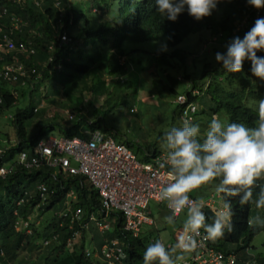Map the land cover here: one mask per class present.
I'll use <instances>...</instances> for the list:
<instances>
[{"label":"trees","instance_id":"1","mask_svg":"<svg viewBox=\"0 0 264 264\" xmlns=\"http://www.w3.org/2000/svg\"><path fill=\"white\" fill-rule=\"evenodd\" d=\"M38 1L39 6L36 3ZM236 1L240 6L237 7L231 2L228 12L221 17H218L216 11L222 2L209 15L215 17L214 19L207 16L197 21L185 11L179 14L175 21H169L154 11L153 0H0V12L8 10L6 15L0 17V43L8 37L17 47L32 43L36 49V54L29 59L18 51L6 54L3 60H0V67L11 64L14 58H19L27 67L36 70V75L27 81L26 86L34 87L33 85L45 80L48 83L53 80L58 94L67 89L68 85H74L80 80L85 81L93 75L99 82L96 84L97 80L94 82L93 79L94 86L91 90L101 93V96L106 95L109 86L117 84L113 81V84L107 87V78H124L131 75V111L138 118H141L139 106L147 108L152 114L160 112L163 117L167 114V107H174L173 118L182 117L184 107L175 101L180 96H186L188 103H194L198 107L192 123L200 125L197 120L199 113L207 118L215 116L219 119L226 114L229 122L237 121L253 126L257 119L256 105L258 100L264 97V83L258 82V78L252 76L250 61L246 60L241 72L236 74L222 69L216 70L209 81L199 85L192 73L195 66L189 61V53L179 49L185 39L203 27L210 33L213 46L216 47L224 36L223 33L233 35L237 27V35L242 38L255 20L264 16V8L256 9L247 5L246 0ZM246 18L248 25L240 27ZM237 21L239 25H236ZM16 25L19 28H16ZM63 32H66L71 40L61 45L59 38ZM138 43H165L167 50L144 51L134 47ZM134 55L139 56V61L136 63L137 68L131 70L129 59ZM257 55H264V51H258ZM125 58L128 61H125ZM145 62L152 68L149 72L154 77L151 91L145 90V84L141 85V77L135 72L141 69L138 66ZM157 71H161L164 78L159 77ZM180 72L184 74L180 75ZM38 76L41 78L36 79ZM132 78L135 79L134 82ZM182 82L189 83L187 90L183 92L179 90ZM12 85H15L14 89L0 76V116L16 108L11 123L17 137L14 144L10 142L13 144L12 148L1 163L5 167L14 166V169L5 178L0 177V264H14L19 250L35 248L33 240L41 236L32 223L34 211L38 208L50 212L62 204L61 210H66L68 206H64V202L69 200L68 194L74 191L77 202L72 203L70 216L80 208L84 210L85 218L92 213L100 216L102 210V201L97 191L86 179L63 176L50 168L28 171L16 164L15 156L24 151L32 153L34 147L44 140L45 131L52 133L58 129L65 137L71 138L84 137L85 131H102L114 137V131L108 128L104 118L90 122L82 113L74 124L56 122L57 116L54 120L38 124L39 129L34 133L30 132L33 117L38 109L33 107L23 110L18 107L19 99L15 91L25 86L21 83ZM134 85L137 86L135 89ZM65 91L72 92L68 89ZM120 91L121 95L125 94L121 87ZM155 95L159 96V102H146ZM202 97L205 101L201 110L198 98ZM134 107L137 110H134ZM161 137L162 134L153 143L137 142L131 138L120 139L118 143L126 145L137 156L141 154V161L150 163L163 153L160 147ZM260 183H264V179ZM42 184L48 187V197L45 201L36 193L38 186ZM258 190V187H253V198ZM229 199L232 201L233 229L226 230L224 235L213 240L211 245L227 255L236 254V264H246L250 243L264 230V227H253L249 221L254 218L255 211L264 216V209H257L254 202L240 205L239 196ZM60 213L53 217L50 228L40 237V247H43L44 240L58 235V242H54L49 248L55 252L59 249L60 253H63L68 248V241L74 232L82 228L78 224L71 229L70 218H60ZM112 216L119 217V220L115 233H108L107 236H117L125 240L128 264H143V253L147 247L145 241L132 238L123 231L120 214L113 213ZM214 216L213 212L207 211L206 222L210 223ZM22 221H30L31 234L25 230L17 231L16 226ZM83 233L85 235L86 232L83 230ZM84 240L83 238L79 244H75L73 251L66 255H57L53 264H104L102 260L87 257ZM45 264L52 263L47 259Z\"/></svg>","mask_w":264,"mask_h":264},{"label":"clouds","instance_id":"2","mask_svg":"<svg viewBox=\"0 0 264 264\" xmlns=\"http://www.w3.org/2000/svg\"><path fill=\"white\" fill-rule=\"evenodd\" d=\"M221 2L153 0L154 11L169 21H175L185 11L199 21L211 15ZM246 3L256 9L264 8V0ZM161 50L166 51L167 44ZM258 51H264V16L257 18L242 38L238 35L231 38L224 52L215 53V61L228 73L241 72L243 63L250 61L252 76L264 83V55L258 56ZM256 114L253 126L224 122L213 116L203 131L198 123L185 119L162 135L160 143L165 155L160 167L167 168L169 182L160 188L158 197L170 210L165 218L168 224H173L185 210L186 218L177 243L172 247H166L160 239L149 243L143 253V264H177L184 253L195 247L201 229L210 240L231 231L233 210L229 197L239 196L240 205L254 202L257 209H264V183H260L264 179V97L258 100ZM210 182H214L222 210L209 223L202 211L203 202L190 199L189 194ZM254 186L259 190L253 198ZM249 224L264 227V217L257 215Z\"/></svg>","mask_w":264,"mask_h":264},{"label":"built area","instance_id":"3","mask_svg":"<svg viewBox=\"0 0 264 264\" xmlns=\"http://www.w3.org/2000/svg\"><path fill=\"white\" fill-rule=\"evenodd\" d=\"M36 3L38 6L40 5L39 1ZM7 13L8 10L4 9V12H0V17ZM14 21L17 20L14 19ZM15 27L19 28L18 25ZM59 39L61 45L71 40L66 32H63ZM15 51L25 55L26 59L36 54L32 43L21 44L17 47L14 41L7 37L0 43V60H3L6 54ZM35 75L36 70L33 67H27L19 58H14L11 64L0 67V76L9 84L21 83L22 86H26L27 81L34 78ZM35 78L40 79L41 77ZM175 103L184 107L182 120L187 119L193 122L194 115L198 111L197 105L188 103L186 96L178 97ZM66 114L70 120H74V113L67 111ZM84 135V137L72 138L49 137L41 140L34 147L32 153L25 151L19 153L16 164L28 171L50 168L63 176L84 178L97 191L102 201L101 215L104 218L100 219L93 213L85 218L82 208L76 210L71 216L70 208L60 213V218H70L71 229L78 224L82 228V230L74 232L73 237L68 241V247L74 245L89 224H94L102 234L111 231L112 225L110 221H107V218L111 217L113 213L121 215L125 233L135 239L141 238L144 226H155V221L151 216L152 212L149 209L151 202L165 206L170 212L166 203L158 197L160 188L169 182L167 168L160 167V163L164 159V152L156 156L152 162L147 163L141 161L131 149L118 143L111 135L102 131H85ZM11 148V145L0 147V177L2 178H5L14 169V166L1 165L2 159L6 157ZM195 191L189 194L190 199L198 201L193 197ZM36 193L45 201L48 197V187L45 184L39 185ZM76 196V193L71 191L67 197L75 199ZM198 202H203V207L212 209V212L216 213L214 202L212 203L211 200ZM181 213L175 219H178ZM30 221L18 223L17 231L25 230L30 233ZM201 232L202 235L195 238V247L187 252L190 255L189 258H182L177 261V264H236L238 262L236 254L227 255L218 251L211 245L213 240L205 238L203 229ZM181 235L182 232L177 241ZM58 240V235H53L43 241V247L48 248ZM125 244L123 238L115 236L106 239L97 252L86 250V255L88 258L99 257L104 264H128ZM166 247H172V245H166ZM247 257L249 259L246 264H257L256 258L249 253V250Z\"/></svg>","mask_w":264,"mask_h":264},{"label":"rangeland","instance_id":"4","mask_svg":"<svg viewBox=\"0 0 264 264\" xmlns=\"http://www.w3.org/2000/svg\"><path fill=\"white\" fill-rule=\"evenodd\" d=\"M231 2L234 3L237 7L240 6L236 0H222V5H219L221 6V9L218 8L216 11L218 17H221L228 12ZM209 18L214 19L215 17L209 16ZM206 20L209 19L206 18ZM242 24L247 26L248 19H244V22ZM236 25H239V21L236 22ZM238 29L239 28L237 27L236 31L233 32V35H230V33H223L224 36L218 41L217 47L213 46L210 33L208 34L205 27L200 28L199 32L189 36L187 39H185L182 45H180L179 49L186 51L190 55L189 61H191V63H193L195 66L192 73L194 75V79L197 80L199 85H203L204 81H209L211 77L214 76L215 71L221 69L220 65L215 61V53L217 51H225L226 43L231 38L237 36V31H239ZM163 44L165 43H138L135 44L134 47L144 51H153L156 49H161ZM207 44L212 45L213 47H208ZM129 60L131 61L129 62V68L131 70L137 68L136 63L139 61V56L134 55ZM125 61L128 60H126L125 58ZM142 64L143 65L138 66V68L143 69V71L141 72V69H138V71L136 70L135 72L140 75L142 80L140 82L141 85L145 84V90L151 91V85L153 84L154 77L149 71L152 68L149 67L147 62ZM157 73L159 77L164 78V74H162L161 71H157ZM181 73L184 74L183 72H180V75ZM204 76L205 78H203ZM181 77L182 76H180V78ZM93 79L94 82L97 80L96 84H98L99 79L94 78V76L92 75L85 81L80 80L77 81L74 85H68L67 89L72 91L71 93L66 92L65 90L67 89H65L60 94H58L53 80H51L50 83L45 80L40 84L33 85L35 88L28 85L23 87L19 91H15V94L19 99L18 107L22 108L23 110H29L33 107L38 109V112H36V115L33 117L34 121L29 131L34 133L39 129V127H37L38 124L41 125L47 120H54V118H56L57 116L58 117L56 118V122L61 121L63 124L64 122H70V124H74L78 120V115L82 113L88 118V120H90V122H93L95 119L104 118L108 128L114 131V138L117 142L120 139L131 138L133 140H136L137 142L153 143L161 134L163 135L171 127L179 125L183 121L181 117H177L175 119L173 118L174 112L172 109H174V107H167V112H165V114H167L164 117L162 116V114H160V112H156V114L153 113V115L151 111H147V108L140 106L139 117L141 118H138L135 114H132V102L130 95L131 88H129L131 75H127L124 78H107V87L113 81H115L117 84H115L114 86L110 85L109 92L106 93V95L104 94L102 96L100 95V92V94H98L94 93V90H91L94 86ZM132 80L134 82L135 79L132 78ZM118 83H120V86L118 85ZM139 85L140 83H138V87ZM188 85V82H182L179 85V90L182 92L187 90ZM120 87L125 93L124 95H121ZM133 87L135 89L137 86L134 85ZM10 88L14 89L15 85L11 84ZM157 100L159 102V96L155 95L153 98L147 99L146 102L157 103ZM163 101L165 103L167 102V100ZM204 101L205 100L203 99V97L198 98V104L201 110ZM134 110H137L136 107H134ZM67 111L75 113L74 120H70L68 118L69 116L66 114ZM15 113L16 108L12 109L10 113H6L3 116H0V147L11 145L10 142L14 143L17 140L15 130L12 127L11 123V120L13 119ZM224 115H222L223 118L221 120L224 122H229L227 115ZM210 119L211 118H207L199 113L197 120L200 123L202 131L204 130L206 123H208ZM44 136V139H47L49 137L60 138L65 137V134L57 129L52 133L45 131ZM138 158L140 160L143 159L141 154L140 156H138ZM17 160L18 155H16L14 158V161ZM193 197L198 201L203 200L205 202H209L211 200L212 203L214 202L216 212L218 210H222V201L220 199V196L215 193L214 182H210L209 184L201 186V188L197 189L193 193ZM75 202H77V196L75 199L66 200L64 202V206L68 205V208L71 209L73 207L72 203ZM61 208L62 204L56 206L50 212L41 211L39 208L34 211L32 223H34L35 230H37L41 236L45 234L50 228L53 217L56 216L57 213L65 210H61ZM149 209L152 212L151 216L155 221V226H144L142 229L141 239L145 241L146 245L154 242L156 239H160L164 244L174 246L177 243L176 235L182 232L183 221L186 218V210L181 213L178 219H175L173 224H168L165 218L170 214V212L166 210L165 207L155 202H151ZM203 209V212L205 211L204 213H206L207 211L212 212V209L206 207H203ZM257 215H261L262 217H264L261 212L255 211L254 217ZM117 220H119V217ZM113 227L114 228H111V232H114L116 229L114 225ZM86 230L84 231L86 232ZM40 237H36V240L34 238L35 241L33 240V242H35L33 243L35 245V248H24L22 250H19V255L17 256L14 264H45L47 259L50 260V263L53 264V261L55 260L57 255L63 256L70 251H73L74 245L79 244L81 241V239H77L74 245L68 247L65 252L60 253L59 249L55 252L53 250L51 251L49 247H40L42 246V238ZM86 247L89 250H92V243L89 242ZM177 251L179 252V250ZM249 253L256 258L257 264H264V230L259 235H257L250 243ZM189 256V253L183 254L184 259H188ZM93 258H96L98 261L101 260L99 259V257Z\"/></svg>","mask_w":264,"mask_h":264},{"label":"crops","instance_id":"5","mask_svg":"<svg viewBox=\"0 0 264 264\" xmlns=\"http://www.w3.org/2000/svg\"><path fill=\"white\" fill-rule=\"evenodd\" d=\"M158 204V203H157ZM160 205V204H159ZM68 206V205H67ZM161 206H163V205H161ZM163 207H165V206H163ZM166 209V208H165ZM167 210V209H166ZM96 215V214H95ZM98 218H104V216H102V215H100V216H98V215H96ZM118 217L117 216H111V217H109V218H107V221H110L111 223V225H112V228H114L113 227V225L115 226V227H117V223H118ZM95 230V231H94ZM116 230V229H115ZM32 231V230H31ZM98 233H97V232ZM88 232H89V234H88ZM110 233H112V234H114L115 233V231L114 232H111V231H109ZM181 233V232H180ZM180 233H178L177 235H176V239L178 238V236L180 235ZM29 234H31V232L29 233ZM84 233L82 232V237L80 236L79 237V239H81V241L83 240V238L85 239L84 241L86 242V246L88 245V243L89 242H91L92 243V250H94V251H92V250H90V251H92V252H97L100 248H101V246L104 244V242L106 241V239H111V238H113V236L112 237H110V236H107V234H108V232L107 233H105V234H102L100 231H99V229L94 225V224H89L88 225V227H87V230H86V233H85V235H83ZM88 234V235H87ZM80 241V242H81ZM86 250H89L87 247H86ZM238 264H243L242 262H240V263H238Z\"/></svg>","mask_w":264,"mask_h":264}]
</instances>
